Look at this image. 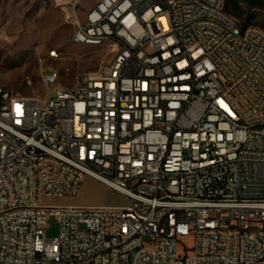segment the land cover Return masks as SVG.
Instances as JSON below:
<instances>
[{
  "label": "built area",
  "instance_id": "2783aa9c",
  "mask_svg": "<svg viewBox=\"0 0 264 264\" xmlns=\"http://www.w3.org/2000/svg\"><path fill=\"white\" fill-rule=\"evenodd\" d=\"M73 42L113 59L0 86V264H264V29L226 0H101ZM87 178L127 203H47Z\"/></svg>",
  "mask_w": 264,
  "mask_h": 264
},
{
  "label": "rangeland",
  "instance_id": "374dc122",
  "mask_svg": "<svg viewBox=\"0 0 264 264\" xmlns=\"http://www.w3.org/2000/svg\"><path fill=\"white\" fill-rule=\"evenodd\" d=\"M101 0H0V86L28 98L45 97L48 88L42 72L49 68L61 74V83L71 86L81 75L97 72L111 62L108 47H85L73 42L75 23ZM244 0L234 16L243 28L264 29V0ZM258 2V3H257ZM257 3V4H254ZM57 52L59 58H52ZM56 88L51 89L52 96ZM115 193L104 184L87 178L78 198L47 201L48 204L76 206H116L127 200L114 197L116 205H106ZM47 237L59 235L56 219L49 221ZM86 232V227H81ZM191 247L190 239L184 240Z\"/></svg>",
  "mask_w": 264,
  "mask_h": 264
},
{
  "label": "trees",
  "instance_id": "16d2710c",
  "mask_svg": "<svg viewBox=\"0 0 264 264\" xmlns=\"http://www.w3.org/2000/svg\"><path fill=\"white\" fill-rule=\"evenodd\" d=\"M244 0H226V11H232L234 12L235 14H239V12L241 11V3L243 2ZM247 2L249 3H253L252 1L250 0H246ZM261 1V0H260ZM258 3V2H257ZM257 3H254V4H257ZM229 13V12H228ZM230 14V13H229Z\"/></svg>",
  "mask_w": 264,
  "mask_h": 264
},
{
  "label": "crops",
  "instance_id": "0c3cea01",
  "mask_svg": "<svg viewBox=\"0 0 264 264\" xmlns=\"http://www.w3.org/2000/svg\"><path fill=\"white\" fill-rule=\"evenodd\" d=\"M118 196H120V195H118L117 193H113V196L111 197V199L108 200V202H107L108 204H106V205H116L115 200L113 198L118 197ZM102 206H105V205H102Z\"/></svg>",
  "mask_w": 264,
  "mask_h": 264
}]
</instances>
